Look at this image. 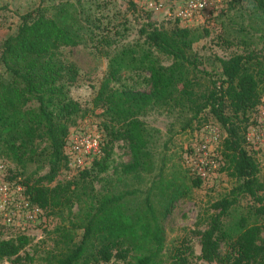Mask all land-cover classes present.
Listing matches in <instances>:
<instances>
[{
    "label": "trees",
    "instance_id": "16d2710c",
    "mask_svg": "<svg viewBox=\"0 0 264 264\" xmlns=\"http://www.w3.org/2000/svg\"><path fill=\"white\" fill-rule=\"evenodd\" d=\"M44 2L21 15L16 31L0 45V158L24 167L38 155L39 144H45L48 172L34 181L26 178L22 183L25 194L32 204L54 216H67L75 210L68 224L54 229L55 250L40 261L108 264L115 255L125 259L130 253V264H190L188 248L165 253L163 222L174 203L187 198L202 180L187 169L167 173L165 158L156 164L152 133L141 120L149 110L167 107L190 115L184 129L208 115L224 130L221 169L235 180L230 192L211 206L214 212L203 220L206 226L198 232V259L217 264H264V219L258 222L264 215L260 195L264 181L245 138L250 115L264 95V55L252 51L220 60L218 78L204 73L208 83L200 85L191 76V51L194 43L208 35L206 28L199 29L205 25L176 24L160 29L147 23L140 30L143 42L113 53L104 77L98 86H92L91 99L82 103L71 93L79 70L61 59L60 49L93 42L96 27L83 17L78 0L59 1L51 7L43 6ZM248 5L253 9L248 12L254 22L252 29L264 40V0H248ZM158 53L172 58V63L162 65ZM132 73L147 74L148 91L118 88L122 75ZM96 111L105 116L100 158L74 179L49 187L67 165L64 148L71 127ZM119 140L127 143L130 162L122 165L114 183L97 190L94 182L109 170L112 144ZM128 178L137 187L116 190ZM242 197H250L259 206L233 218L232 210ZM33 240V235L19 234L0 240V264H23L20 254ZM23 259L34 262L29 254Z\"/></svg>",
    "mask_w": 264,
    "mask_h": 264
},
{
    "label": "rangeland",
    "instance_id": "374dc122",
    "mask_svg": "<svg viewBox=\"0 0 264 264\" xmlns=\"http://www.w3.org/2000/svg\"><path fill=\"white\" fill-rule=\"evenodd\" d=\"M63 0H45L43 6H55ZM75 1V0H73ZM84 11V18L95 25L96 36L94 41H88L86 45L77 47H64L60 49L61 59L65 62L74 63L79 70V79L72 88V96L82 103L89 102L93 95L92 86H98L107 70L109 57L123 47L142 43L144 37L140 30L147 23H152L157 28H170L176 24L173 17L172 0H78ZM231 1V2H230ZM41 0H0V45L9 35L13 34L19 23L20 16L32 10L40 4ZM146 2H152L154 9H149ZM248 0H229L208 23L202 28L208 30V35L193 44L191 51V76L198 79L200 85H207L209 73L213 78L220 74V60H225L234 54L249 52H261L264 55V40L261 33L254 31V22L248 18V12L252 11ZM86 23V22H85ZM93 23V24H92ZM88 25V24H86ZM199 25V26H202ZM194 27V26H189ZM164 66L172 63V58L157 54ZM147 74H124L119 89H131L148 91L146 82ZM264 110V95L261 105L251 113L250 127H256V119ZM190 115L185 110L177 108H153L141 117L146 127L151 131L153 144L151 146L154 160L160 163L165 158L167 173L174 169H187L194 176L203 173L202 184L193 188L187 198L174 203L163 225L166 235L165 253L168 254L175 248H188L187 259L190 264H217L207 263L198 259L200 255L199 231L206 226L204 219L214 212L212 205L227 195L235 185V180L222 171L224 161L221 156V144L225 137L224 130L208 115H202L200 123L193 122L192 128H183ZM105 116L101 111L90 112L84 119L71 127L74 134L81 130L90 129L104 139L103 122ZM200 124V125H198ZM199 126V127H198ZM246 129V131H247ZM247 144V142H246ZM247 145V149H248ZM45 144H39L38 155L31 163L24 167L16 165L6 158L0 161L6 166L8 177L17 183H23L26 178L32 181L44 176L48 172L44 151ZM251 150V149H248ZM259 165L260 176L264 181V148L253 152ZM130 162L128 145L119 140L112 144V154L109 159V170L98 175L94 184L97 190L108 188L114 183L122 165ZM77 173L67 165L64 166L53 182L47 184L53 187L58 183H64L74 179ZM147 179H144V183ZM139 185L144 188L145 184ZM46 184V182H43ZM137 187L131 179L119 182L116 190ZM264 202V191L260 193ZM258 207L250 197H242L232 210V217L246 214L250 209ZM72 214L58 217L49 211H43L41 224L32 232L34 240L32 244L20 254V261H24L25 254L33 256V264H43L40 260L47 252L55 250L57 238L52 234L60 225L68 224ZM264 219L260 217L258 222ZM231 220L226 219L227 223ZM203 222V224H200ZM10 228L0 224V240H6L16 236ZM222 245L221 252L224 253ZM132 254L125 259L115 255L108 264H130ZM19 262V261H13ZM10 263V262H9ZM11 264H18L12 263Z\"/></svg>",
    "mask_w": 264,
    "mask_h": 264
},
{
    "label": "built area",
    "instance_id": "2783aa9c",
    "mask_svg": "<svg viewBox=\"0 0 264 264\" xmlns=\"http://www.w3.org/2000/svg\"><path fill=\"white\" fill-rule=\"evenodd\" d=\"M229 0H172L173 17L184 26H199L208 23ZM154 9L152 2H146ZM256 127L247 129L245 138L250 151L264 148V110L256 119ZM101 138L90 129L70 133L64 148L67 166L78 173L89 168L95 159L100 158ZM199 177H205L203 173ZM43 210L32 204L22 183L12 181L6 166L0 161V224L10 228L17 235H32L42 221ZM3 264H11L4 262Z\"/></svg>",
    "mask_w": 264,
    "mask_h": 264
}]
</instances>
